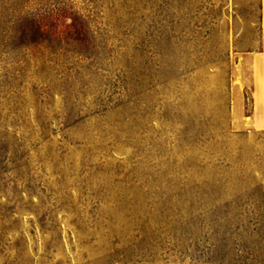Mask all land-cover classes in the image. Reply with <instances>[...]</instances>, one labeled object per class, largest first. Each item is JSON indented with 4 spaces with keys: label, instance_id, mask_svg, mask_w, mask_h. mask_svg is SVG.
Instances as JSON below:
<instances>
[{
    "label": "rangeland",
    "instance_id": "1",
    "mask_svg": "<svg viewBox=\"0 0 264 264\" xmlns=\"http://www.w3.org/2000/svg\"><path fill=\"white\" fill-rule=\"evenodd\" d=\"M260 21L0 0V264H264Z\"/></svg>",
    "mask_w": 264,
    "mask_h": 264
},
{
    "label": "crops",
    "instance_id": "2",
    "mask_svg": "<svg viewBox=\"0 0 264 264\" xmlns=\"http://www.w3.org/2000/svg\"><path fill=\"white\" fill-rule=\"evenodd\" d=\"M260 11H261V27H262V48L261 50L257 53L258 57V62H261L264 60V27H263V22H264V0H260ZM257 115L261 118V123L264 126V102L262 101L260 104H258V112Z\"/></svg>",
    "mask_w": 264,
    "mask_h": 264
}]
</instances>
